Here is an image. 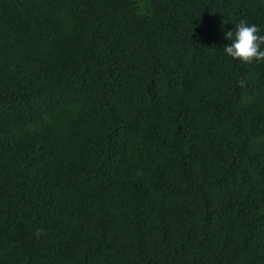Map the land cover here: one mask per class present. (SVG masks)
Here are the masks:
<instances>
[{
	"label": "trees",
	"instance_id": "obj_1",
	"mask_svg": "<svg viewBox=\"0 0 264 264\" xmlns=\"http://www.w3.org/2000/svg\"><path fill=\"white\" fill-rule=\"evenodd\" d=\"M241 19L264 0H0V264H264Z\"/></svg>",
	"mask_w": 264,
	"mask_h": 264
},
{
	"label": "clouds",
	"instance_id": "obj_2",
	"mask_svg": "<svg viewBox=\"0 0 264 264\" xmlns=\"http://www.w3.org/2000/svg\"><path fill=\"white\" fill-rule=\"evenodd\" d=\"M225 39L231 43L224 47V51L233 60L241 61L243 64H250L253 61L264 62V50L261 47L264 45V35L260 34L256 24L241 19L234 30L227 31ZM240 84L243 86L244 81H240ZM34 235L39 239L44 235V229L38 228Z\"/></svg>",
	"mask_w": 264,
	"mask_h": 264
}]
</instances>
